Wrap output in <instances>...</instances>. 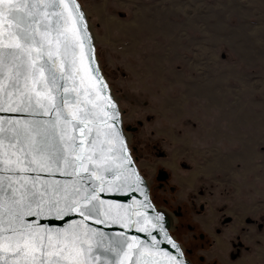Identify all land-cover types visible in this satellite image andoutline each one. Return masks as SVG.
Here are the masks:
<instances>
[{"label": "snow or ice", "instance_id": "6c2138e0", "mask_svg": "<svg viewBox=\"0 0 264 264\" xmlns=\"http://www.w3.org/2000/svg\"><path fill=\"white\" fill-rule=\"evenodd\" d=\"M94 51L77 0H0V264H185Z\"/></svg>", "mask_w": 264, "mask_h": 264}, {"label": "rangeland", "instance_id": "374dc122", "mask_svg": "<svg viewBox=\"0 0 264 264\" xmlns=\"http://www.w3.org/2000/svg\"><path fill=\"white\" fill-rule=\"evenodd\" d=\"M77 1L151 202L163 212L173 214L179 208L183 213L175 218L170 234L191 264H235L233 246L221 254L195 225L197 193L186 200L187 196L170 190L169 175L158 178V171L165 169V153L178 144H169L157 131H174L179 136L191 131L196 119L193 142L209 148L204 136L211 121L203 107L211 103L214 88L227 85L231 64L252 62L255 73L264 61V0ZM210 186L207 183L202 191L224 202L235 199L228 186ZM188 249H192L190 255ZM242 256L243 252L238 255ZM238 262L243 264L242 259Z\"/></svg>", "mask_w": 264, "mask_h": 264}, {"label": "crops", "instance_id": "0c3cea01", "mask_svg": "<svg viewBox=\"0 0 264 264\" xmlns=\"http://www.w3.org/2000/svg\"><path fill=\"white\" fill-rule=\"evenodd\" d=\"M243 63L228 66L227 85L215 87L211 103L203 107L211 121L204 136L208 149L193 142L196 119L191 131L179 136L157 131L169 144H178L165 153V169L158 171V178L169 175L170 190L186 200L202 193L197 201L204 202V211L193 219L221 254L233 246L235 264L240 259L243 264H264V61L255 73L250 67L254 63ZM207 183L228 186L235 199L224 202L205 194Z\"/></svg>", "mask_w": 264, "mask_h": 264}, {"label": "water", "instance_id": "95a60500", "mask_svg": "<svg viewBox=\"0 0 264 264\" xmlns=\"http://www.w3.org/2000/svg\"><path fill=\"white\" fill-rule=\"evenodd\" d=\"M77 3L79 4L78 1H77ZM79 5H80V4H79ZM80 8H81V11L83 12V9H82L81 5H80ZM83 13H84V12H83ZM84 16H85V15H84ZM85 20H86V17H85ZM86 23H87V20H86ZM87 26H88V30H89V35L92 37L91 32H90V29H89V25H88V23H87ZM92 45H93V48H94V50H95V46H94V42H93V38H92ZM94 55H95V51H94ZM94 66L97 67V68H99L98 63H97V60H96V56H95V65H94ZM99 74L104 78V76H103V74H102L100 68H99ZM104 81H105V83H107L105 78H104ZM109 93H110V95L112 96L111 91H110V88H109ZM112 98H113V96H112ZM113 100H114V98H113ZM114 101H115V100H114ZM116 104H117V103H116ZM117 108H118V105H117ZM118 109H119V108H118ZM119 111H120V110H119ZM118 127L120 128V130H121L123 136L125 137V131H124L123 126H122L121 114H120V123H119ZM125 141H126V137H125ZM126 143H127V141H126ZM128 148H129V147H128ZM129 154L131 155L130 150H129ZM133 163H134V160H133ZM134 165H135V163H134ZM135 167H136V169L138 170V168H137L136 165H135ZM138 172H139V170H138ZM139 173H140V172H139ZM140 175H141V173H140ZM141 177H142V179L144 180L145 186H146L147 191H148V196H149V189H148L147 183H146V181H145V178H144L142 175H141ZM113 198H114V199L125 200V201L128 199V197H113ZM138 198H141V199H142V197H139V196H138ZM149 199H150V196H149ZM150 200H151V199H150ZM152 204H153V203H152ZM153 206H154V205H153ZM154 208H155V210H156L157 212H160V213H162V214L165 215V228H166V230L168 231L169 235L172 236V235L170 234V231H169L170 227H169V218H168V216H167L168 213L163 212V211L157 209L155 206H154ZM49 223H52V222L49 221ZM105 230H106V231H109V232H111V231H121V229H119L118 226H113L112 228H107V229H105ZM132 234L142 235V234H137V233H132ZM158 238H162V237H158ZM172 238L174 239L173 236H172ZM174 240H175V239H174ZM176 242H177V241H176ZM177 243H178V242H177ZM178 244H179V243H178ZM179 245H180V244H179ZM162 247L167 248L169 251H171V252H173V254H175V250L172 249L170 245L163 244ZM180 248H181V246H180ZM181 251L183 252L182 248H181ZM183 259H184V261H185V264H191V263L189 262V260H188L185 256H183Z\"/></svg>", "mask_w": 264, "mask_h": 264}, {"label": "flooded vegetation", "instance_id": "af4514ba", "mask_svg": "<svg viewBox=\"0 0 264 264\" xmlns=\"http://www.w3.org/2000/svg\"><path fill=\"white\" fill-rule=\"evenodd\" d=\"M202 196V193H197V197H201ZM203 211H204V202L202 201V202H199V203H197V210L195 211V215H197V216H200L202 213H203ZM169 214V213H168ZM174 218H181L182 217V215H183V213L180 211V209L179 208H177V210H174L173 211V214H171ZM194 217H196V216H194ZM187 228H188V230L189 231H192V227L191 226H187ZM204 236H203V234L202 233H200L199 235H198V239H202ZM176 240V239H175ZM177 241V240H176ZM204 241V240H203ZM178 242V241H177ZM179 243V242H178ZM241 247V246H240ZM186 253L188 254V255H190L191 253H192V249H188V250H186ZM186 257V256H185Z\"/></svg>", "mask_w": 264, "mask_h": 264}, {"label": "bare ground", "instance_id": "6f19581e", "mask_svg": "<svg viewBox=\"0 0 264 264\" xmlns=\"http://www.w3.org/2000/svg\"><path fill=\"white\" fill-rule=\"evenodd\" d=\"M169 218V227L173 226L175 223V218L171 214H167Z\"/></svg>", "mask_w": 264, "mask_h": 264}]
</instances>
